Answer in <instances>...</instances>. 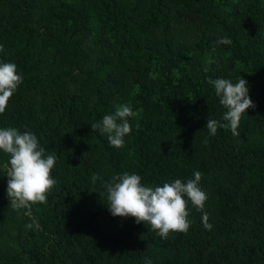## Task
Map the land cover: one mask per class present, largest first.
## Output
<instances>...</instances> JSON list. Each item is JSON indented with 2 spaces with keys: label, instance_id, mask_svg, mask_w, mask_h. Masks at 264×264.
I'll return each mask as SVG.
<instances>
[{
  "label": "trees",
  "instance_id": "trees-1",
  "mask_svg": "<svg viewBox=\"0 0 264 264\" xmlns=\"http://www.w3.org/2000/svg\"><path fill=\"white\" fill-rule=\"evenodd\" d=\"M0 45L23 79L0 128L57 158L29 214L9 206L0 152V264H264V0H0ZM240 76L255 107L239 135H210L225 109L207 80ZM120 104L136 115L115 148L90 126ZM196 171L211 230L190 202L189 230L166 239L108 211L114 175L162 186Z\"/></svg>",
  "mask_w": 264,
  "mask_h": 264
},
{
  "label": "clouds",
  "instance_id": "clouds-1",
  "mask_svg": "<svg viewBox=\"0 0 264 264\" xmlns=\"http://www.w3.org/2000/svg\"><path fill=\"white\" fill-rule=\"evenodd\" d=\"M216 43L230 45L232 41L225 36ZM0 51H3L2 45ZM22 82V75L17 74L14 63H0V114L5 111L10 97ZM207 83L214 88L219 104L225 109L223 123L216 119L207 120L209 134L215 135L218 128H228L233 135H239L237 129L242 114L255 107L248 95L247 81L240 76L235 83L225 78H209ZM135 115L129 105L120 104L114 112L91 124L90 128L102 135L106 134L111 146L121 148L124 138L132 131L129 118ZM0 152L8 157L3 167L8 178L6 194L9 206L14 210H29L30 214L31 206L45 203L47 193L56 184L50 175L56 155L46 154L31 131L21 132L14 127L0 128ZM201 177L202 173L196 171L193 178L186 181L175 179L164 182L162 186H146L137 174L124 172L114 175L103 184L107 193L106 206L113 217L134 218L137 224H148L151 230L166 239L170 232L186 233L189 230L191 222L188 220L187 208L190 202L197 211L202 212L205 229L211 230L212 225L207 222L208 214L204 212L207 194L199 186ZM91 179L95 183L101 178L93 174ZM145 264H151V261L146 259Z\"/></svg>",
  "mask_w": 264,
  "mask_h": 264
}]
</instances>
